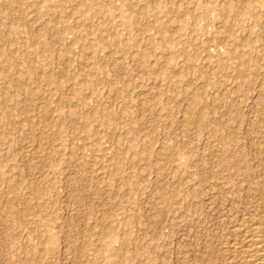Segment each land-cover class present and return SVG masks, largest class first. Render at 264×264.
<instances>
[{"label": "rangeland", "instance_id": "374dc122", "mask_svg": "<svg viewBox=\"0 0 264 264\" xmlns=\"http://www.w3.org/2000/svg\"><path fill=\"white\" fill-rule=\"evenodd\" d=\"M0 50V264H225L264 186V0H0Z\"/></svg>", "mask_w": 264, "mask_h": 264}, {"label": "bare ground", "instance_id": "6f19581e", "mask_svg": "<svg viewBox=\"0 0 264 264\" xmlns=\"http://www.w3.org/2000/svg\"><path fill=\"white\" fill-rule=\"evenodd\" d=\"M36 27L38 26L36 25ZM60 61H63V58ZM47 111L48 110H46V112ZM186 117V134H190L191 130H193L192 125L194 124L195 119L192 114ZM187 137L189 138L188 135ZM256 139L257 140L255 141L257 142H259L260 140L262 141L260 137ZM38 153H34L33 155L35 157H38ZM258 188L260 190V193L258 194L257 209L259 210H255L257 212L254 216L249 219H240L236 215H229L226 219L229 232H226L222 238V252L225 257V264H264V214L260 210L261 207L264 206V186L259 185ZM183 264H190V259L188 257H185L183 259Z\"/></svg>", "mask_w": 264, "mask_h": 264}]
</instances>
